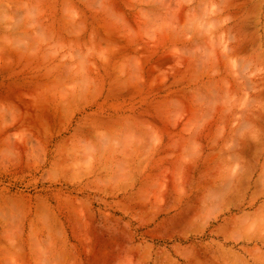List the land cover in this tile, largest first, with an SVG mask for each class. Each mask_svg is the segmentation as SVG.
I'll return each mask as SVG.
<instances>
[{
    "label": "rangeland",
    "instance_id": "obj_1",
    "mask_svg": "<svg viewBox=\"0 0 264 264\" xmlns=\"http://www.w3.org/2000/svg\"><path fill=\"white\" fill-rule=\"evenodd\" d=\"M0 264H264V0H0Z\"/></svg>",
    "mask_w": 264,
    "mask_h": 264
}]
</instances>
